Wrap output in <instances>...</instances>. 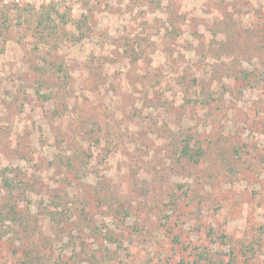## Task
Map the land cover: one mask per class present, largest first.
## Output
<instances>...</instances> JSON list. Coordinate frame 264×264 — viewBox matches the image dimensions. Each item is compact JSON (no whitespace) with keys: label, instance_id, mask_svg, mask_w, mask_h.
Listing matches in <instances>:
<instances>
[{"label":"rangeland","instance_id":"1","mask_svg":"<svg viewBox=\"0 0 264 264\" xmlns=\"http://www.w3.org/2000/svg\"><path fill=\"white\" fill-rule=\"evenodd\" d=\"M0 264H264V0H0Z\"/></svg>","mask_w":264,"mask_h":264},{"label":"trees","instance_id":"2","mask_svg":"<svg viewBox=\"0 0 264 264\" xmlns=\"http://www.w3.org/2000/svg\"><path fill=\"white\" fill-rule=\"evenodd\" d=\"M186 153H188V151H185ZM12 187V184L11 183H9V182H7V187ZM6 213H13V214H17L18 212H17V208H16V206L15 207H11L9 210L7 209V212ZM13 219H16L15 218V215H14V218ZM15 222H16V220H15Z\"/></svg>","mask_w":264,"mask_h":264}]
</instances>
